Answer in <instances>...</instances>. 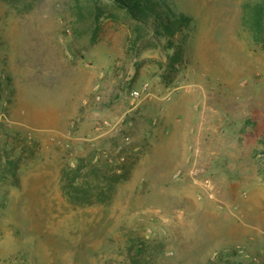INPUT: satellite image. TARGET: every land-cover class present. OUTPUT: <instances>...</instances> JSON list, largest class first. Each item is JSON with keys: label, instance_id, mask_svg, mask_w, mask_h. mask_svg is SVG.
Returning <instances> with one entry per match:
<instances>
[{"label": "rangeland", "instance_id": "1", "mask_svg": "<svg viewBox=\"0 0 264 264\" xmlns=\"http://www.w3.org/2000/svg\"><path fill=\"white\" fill-rule=\"evenodd\" d=\"M257 1L0 0V264H264Z\"/></svg>", "mask_w": 264, "mask_h": 264}, {"label": "trees", "instance_id": "2", "mask_svg": "<svg viewBox=\"0 0 264 264\" xmlns=\"http://www.w3.org/2000/svg\"><path fill=\"white\" fill-rule=\"evenodd\" d=\"M113 2L121 9H124L128 15L134 20L143 25H147L150 15L155 17V27L160 34L173 36L182 27L186 26L189 22V17L178 14L166 20L159 18V14L154 9L152 0H113ZM247 28L253 34L254 40L264 48V0H259L249 5V13L247 18L244 19ZM177 52L170 57L171 61H175ZM261 144L264 146V136L262 137ZM264 155V147L260 150ZM63 176L61 188L66 199L72 203L90 204L94 201L101 200L107 195H99L95 190L102 189L98 185H91L88 183L85 187H81L77 183L78 175L75 174L71 178ZM125 178L124 175L117 174L113 179V183L119 182ZM65 181V182H64ZM87 183V182H86ZM110 185V183H109ZM108 185V188L111 186ZM94 189V192H92Z\"/></svg>", "mask_w": 264, "mask_h": 264}, {"label": "built area", "instance_id": "3", "mask_svg": "<svg viewBox=\"0 0 264 264\" xmlns=\"http://www.w3.org/2000/svg\"><path fill=\"white\" fill-rule=\"evenodd\" d=\"M132 95H133L134 97H137V96L139 95V91H138V90L133 91V92H132Z\"/></svg>", "mask_w": 264, "mask_h": 264}]
</instances>
